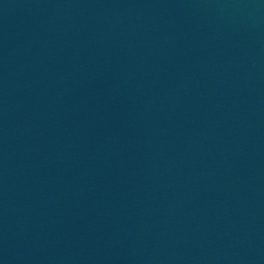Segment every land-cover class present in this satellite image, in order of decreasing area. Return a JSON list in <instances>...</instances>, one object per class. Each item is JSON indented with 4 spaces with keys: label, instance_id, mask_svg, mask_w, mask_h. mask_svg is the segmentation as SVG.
<instances>
[{
    "label": "water",
    "instance_id": "obj_1",
    "mask_svg": "<svg viewBox=\"0 0 264 264\" xmlns=\"http://www.w3.org/2000/svg\"><path fill=\"white\" fill-rule=\"evenodd\" d=\"M264 0H0V264H37L168 145Z\"/></svg>",
    "mask_w": 264,
    "mask_h": 264
}]
</instances>
